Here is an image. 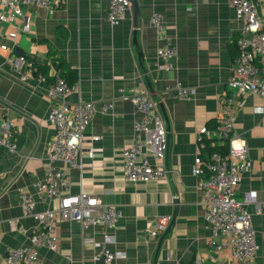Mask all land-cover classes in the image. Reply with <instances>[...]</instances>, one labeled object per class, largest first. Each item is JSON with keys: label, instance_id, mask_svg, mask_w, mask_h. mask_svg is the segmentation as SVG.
I'll return each mask as SVG.
<instances>
[{"label": "crops", "instance_id": "crops-1", "mask_svg": "<svg viewBox=\"0 0 264 264\" xmlns=\"http://www.w3.org/2000/svg\"><path fill=\"white\" fill-rule=\"evenodd\" d=\"M136 1L138 45L133 37V7L125 21L111 25L106 20L109 0H52L53 10L25 6L28 31L19 16L0 23V115L16 144L13 152L0 147V264H5L8 248L30 244V235L38 228L35 219L24 215L19 191L33 195L37 211L59 204L42 200L34 186L51 166L46 147L54 134L48 122L54 103L48 91L57 72L73 87L68 95L71 104L91 101L96 109L83 139L84 148L94 147L95 157L90 160L84 153L83 171H69L70 192L85 191L122 210L110 247L126 257L114 264H236L231 249L215 253L208 247L202 191L192 170L196 157L207 158L210 148L227 152L224 143L202 148L198 132L217 125L239 54L242 22L229 0ZM256 1L263 9L264 0ZM155 12L165 17L168 34L179 49L174 71L157 68L159 44L150 24ZM2 13L6 12L0 7ZM18 57L37 64L25 82L20 73L26 63H11ZM176 81L193 90L190 101L165 91ZM136 91H145L157 101L169 131L168 172L155 182L133 183L125 178L123 153L132 144L135 122L141 119L131 100ZM240 99L244 106L238 108L235 130L246 138L249 155L237 199L255 196L248 205L259 245L255 264H264V114L254 112L262 100L255 95ZM105 102L113 103L112 111L102 112ZM94 137L100 140L94 142ZM52 167L57 170L65 164L57 161ZM165 216L174 217L172 226L165 235L153 236L157 220ZM13 220L18 221L15 229ZM56 231L59 252L38 248L46 264H103L94 259L103 240L102 226L83 229L58 218Z\"/></svg>", "mask_w": 264, "mask_h": 264}, {"label": "built area", "instance_id": "built-area-1", "mask_svg": "<svg viewBox=\"0 0 264 264\" xmlns=\"http://www.w3.org/2000/svg\"><path fill=\"white\" fill-rule=\"evenodd\" d=\"M235 16L242 22L239 33V54L235 60L232 74L228 80L229 95L221 103L217 125L213 128L204 126L198 132L199 144L206 148L208 143H224L226 154L219 151L210 152L207 158L196 157L193 175L197 177L198 187L202 191L201 204L204 219L210 230L208 247L215 253L231 249L236 264H255L259 250L257 232L253 226L248 205L255 202V196L248 194L242 200L237 199V192L247 169L249 146L247 140L235 130L238 108L244 106L240 98L255 95L262 104L254 107L256 114H264V8H260L256 0H229ZM110 8L106 20L111 25L125 21L132 9L130 0H109ZM35 6L53 10L52 0H0V7L6 13L0 14V23L14 17H21L25 30H29V22L23 8ZM150 24L157 33V68L163 71H174L179 63V49L176 41L168 34L165 17L159 12L152 14ZM15 66L26 63L21 80H29L34 67L24 57L11 61ZM41 80H44L40 76ZM73 89L60 73L55 75L48 91L54 105L51 107L48 122L54 128V134L46 147L51 163L44 180L35 183L38 196L44 201H58L56 209L36 210V199L33 195L19 191V202L23 213L35 219L37 230L30 235V244L6 250L5 264H46L41 258L38 248L51 252L60 251L57 235L58 218L62 221L76 222L83 229L100 225L104 228L100 252L96 261L103 264H114L118 259L126 257L124 252L113 250L115 243L113 229L122 219V210L115 205L100 202L95 195L85 191L71 193V177L69 171L84 169L83 155L93 160L95 149L84 148V134L96 113L91 101L79 100L71 104L68 95ZM165 91L175 98L190 101L193 90L183 86L180 81L168 86ZM131 100L141 119L134 124L131 146L124 150L125 178L129 182H155L168 172V130L165 120L155 101L147 92L136 91ZM112 102L102 105V112L113 110ZM100 140L94 137L93 141ZM0 147L9 151L16 150L13 133L3 123L0 115ZM57 161L65 164L64 168L54 170L52 165ZM16 220L11 221L13 229ZM172 222V216L157 220L151 234L159 237L164 234Z\"/></svg>", "mask_w": 264, "mask_h": 264}, {"label": "water", "instance_id": "water-1", "mask_svg": "<svg viewBox=\"0 0 264 264\" xmlns=\"http://www.w3.org/2000/svg\"><path fill=\"white\" fill-rule=\"evenodd\" d=\"M130 2H131V5H132V7H133L134 15H135V19H134V25H135V26H134V32H133L134 43H135L136 45H138V42H137V31H138V28H139V21H138L139 7H138V4H137V1H136V0H130ZM164 115H165V114H164ZM165 116H166V115H165ZM167 132H168V139H169V131H167ZM176 202H177V201H176ZM173 222H174V217H173V219H172V222H171L169 228L172 226ZM169 228H168V230H169ZM168 230H167V231H168ZM167 231H166V232H167ZM166 232H165L163 235H165Z\"/></svg>", "mask_w": 264, "mask_h": 264}, {"label": "trees", "instance_id": "trees-1", "mask_svg": "<svg viewBox=\"0 0 264 264\" xmlns=\"http://www.w3.org/2000/svg\"><path fill=\"white\" fill-rule=\"evenodd\" d=\"M32 64H33V67L34 68H36L37 67V64L35 63V62H33L32 61ZM40 69H41V67L38 69V71L40 72V73H44V72H41L40 71ZM64 79H65V77H64V75L62 76ZM66 80V79H65ZM76 80V77L73 79V81H75ZM67 81V80H66ZM68 82V81H67ZM69 83V82H68ZM219 149H221V147H212V148H210L209 150H210V152H214V151H219ZM221 154H225V152L224 153H221Z\"/></svg>", "mask_w": 264, "mask_h": 264}]
</instances>
